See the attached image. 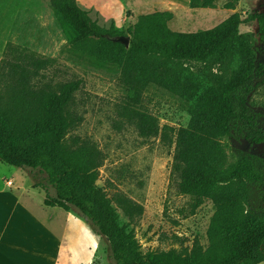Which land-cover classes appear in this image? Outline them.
Instances as JSON below:
<instances>
[{"label":"trees","instance_id":"obj_1","mask_svg":"<svg viewBox=\"0 0 264 264\" xmlns=\"http://www.w3.org/2000/svg\"><path fill=\"white\" fill-rule=\"evenodd\" d=\"M218 0H188L190 8L215 7ZM239 0L224 7L234 9ZM68 44L69 58L108 69L120 85L117 113L144 139L159 137L173 147L170 177L190 196L191 212L208 199L214 206L207 245L142 253L129 223L142 207L123 195L112 203L97 184L104 153L89 136L75 131L83 121L76 92L81 78L58 79V62L26 46L7 42L0 60V162L41 174L35 186L44 204L73 211L106 238L115 264H258L264 261V159L242 156L229 162L224 138L250 145L264 141V129L249 103L264 84V9L233 12L212 28L193 32L168 26L173 14H141L127 30L129 44L113 40L123 31L100 26L77 0H48ZM255 24V32L240 31ZM125 35V34H123ZM150 85L184 102L185 126L160 125L143 105ZM53 190L51 193L50 190ZM183 244V242H182Z\"/></svg>","mask_w":264,"mask_h":264},{"label":"rangeland","instance_id":"obj_2","mask_svg":"<svg viewBox=\"0 0 264 264\" xmlns=\"http://www.w3.org/2000/svg\"><path fill=\"white\" fill-rule=\"evenodd\" d=\"M173 1L175 4H171L169 10L173 16L168 26L185 32L212 28L235 11L244 16L252 9H264V0H239L234 9L224 7L228 0H218L215 7L199 8H190L188 0ZM133 2L78 0L77 3L100 26H113L127 35L139 15L161 10L159 0L141 1L140 6L144 7L141 9L130 5ZM255 27V24H242L240 31L255 32ZM7 42L57 57V64L49 72L55 71L58 79L81 78L76 99L83 121L75 132L89 136L103 151L104 162L96 182L104 187L112 203L116 205L115 195H123L142 207L141 214L131 223L122 210L117 209L120 223L133 228L142 253L190 246L195 237L206 246V229L214 211L212 202L205 199L191 212L190 196L179 193L170 177L173 147L164 144L159 137L144 139L133 126L120 122L117 104L121 91L116 74L108 69L83 66L69 58L66 39L52 11L41 1L0 0V60ZM255 46L257 61H261L264 57L262 45L257 41ZM249 103L264 129V84L250 95ZM143 105L158 117L160 125L178 128L188 122L184 102L160 87L150 85L147 88ZM223 142L229 162L244 155L264 159V141L250 145L224 138ZM0 166V174L14 172L16 180H41V174L30 168L15 167V171H11L5 163ZM50 191L53 193L52 189ZM78 216L90 225L84 217ZM99 242L95 264H115L106 238L99 235Z\"/></svg>","mask_w":264,"mask_h":264},{"label":"crops","instance_id":"obj_3","mask_svg":"<svg viewBox=\"0 0 264 264\" xmlns=\"http://www.w3.org/2000/svg\"><path fill=\"white\" fill-rule=\"evenodd\" d=\"M34 1L50 9L48 0ZM141 1L130 5L144 8ZM159 4L160 11H169L175 2ZM35 181L16 180L14 172L0 174V264H95L99 235L77 214L45 205V191Z\"/></svg>","mask_w":264,"mask_h":264},{"label":"water","instance_id":"obj_4","mask_svg":"<svg viewBox=\"0 0 264 264\" xmlns=\"http://www.w3.org/2000/svg\"><path fill=\"white\" fill-rule=\"evenodd\" d=\"M113 40L118 41V42L124 44L125 46H128V44H129V36H127V35L120 34V35L114 37Z\"/></svg>","mask_w":264,"mask_h":264}]
</instances>
